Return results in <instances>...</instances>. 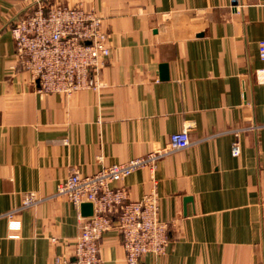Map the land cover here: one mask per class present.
I'll return each instance as SVG.
<instances>
[{
    "label": "crops",
    "instance_id": "crops-1",
    "mask_svg": "<svg viewBox=\"0 0 264 264\" xmlns=\"http://www.w3.org/2000/svg\"><path fill=\"white\" fill-rule=\"evenodd\" d=\"M36 1L100 16L110 56L98 90L40 95L15 68L10 26ZM262 38L264 0H0V264L72 259L81 209L53 195L58 182L163 147L184 126L187 148L114 183L136 200L155 182L169 224L166 252L139 264H264ZM29 194L41 200L3 215ZM98 243L102 264H126L115 227Z\"/></svg>",
    "mask_w": 264,
    "mask_h": 264
},
{
    "label": "built area",
    "instance_id": "built-area-1",
    "mask_svg": "<svg viewBox=\"0 0 264 264\" xmlns=\"http://www.w3.org/2000/svg\"><path fill=\"white\" fill-rule=\"evenodd\" d=\"M15 43V68L25 71L34 90L40 94L70 95L83 89L98 90L103 84L100 71L110 56L108 34L101 18L93 9L81 4L44 5L36 1L10 26ZM258 57L264 61V38L257 43ZM264 73V69L259 71ZM264 126V112L263 122ZM250 124L230 129L235 135L255 130ZM191 144L188 127L170 133L165 146L152 149L142 156L124 162L102 165L92 174L74 169L61 179L54 196H65L78 210L82 203H91L92 213L79 212L80 232L76 238L72 259L56 257L55 263L102 264L99 239L115 227L121 236L126 264H139L148 253L160 256L169 244L168 222L159 217V196L153 187L139 199L128 197L123 185H114L133 171L148 168L153 171L165 155ZM231 154H240L239 141H233ZM32 194L3 213L12 218L23 208L37 203ZM19 223L9 222L11 230Z\"/></svg>",
    "mask_w": 264,
    "mask_h": 264
},
{
    "label": "water",
    "instance_id": "water-1",
    "mask_svg": "<svg viewBox=\"0 0 264 264\" xmlns=\"http://www.w3.org/2000/svg\"><path fill=\"white\" fill-rule=\"evenodd\" d=\"M159 68L161 70L160 78H162V79L167 78L168 75L166 73V64L165 63H161L159 65ZM81 213H82V215H85V216L90 215L92 213V205H91V203H88V202L82 203L81 204Z\"/></svg>",
    "mask_w": 264,
    "mask_h": 264
}]
</instances>
